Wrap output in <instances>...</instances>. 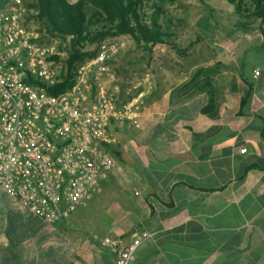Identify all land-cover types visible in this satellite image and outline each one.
<instances>
[{"label": "crops", "instance_id": "obj_1", "mask_svg": "<svg viewBox=\"0 0 264 264\" xmlns=\"http://www.w3.org/2000/svg\"><path fill=\"white\" fill-rule=\"evenodd\" d=\"M20 1L22 24L38 30L36 0ZM207 1L155 5L157 23L182 55L167 44L150 52L138 46L143 60L128 36L102 41L119 45L111 65L116 109L133 103L137 124L107 129L114 182L101 181L89 201L54 225L0 191V264H116L115 249L94 236L124 246L140 231L150 236L130 264H264V23L242 19L221 0L233 25L216 32L211 59L191 63L205 39L196 24L207 13H196L205 6L212 20L218 8ZM13 2L0 0V13ZM107 187L114 209L97 203Z\"/></svg>", "mask_w": 264, "mask_h": 264}, {"label": "built area", "instance_id": "obj_2", "mask_svg": "<svg viewBox=\"0 0 264 264\" xmlns=\"http://www.w3.org/2000/svg\"><path fill=\"white\" fill-rule=\"evenodd\" d=\"M24 14L20 0L0 13V191L54 225L89 201L108 178L116 161L107 129L123 120L137 127L136 113L133 103L123 113L116 109L111 65L119 45L112 41L98 43L91 58L72 68L70 88L48 93L66 68L51 59L54 46L22 24ZM149 236L140 231L124 246L94 239L115 249L116 264H130Z\"/></svg>", "mask_w": 264, "mask_h": 264}, {"label": "trees", "instance_id": "obj_3", "mask_svg": "<svg viewBox=\"0 0 264 264\" xmlns=\"http://www.w3.org/2000/svg\"><path fill=\"white\" fill-rule=\"evenodd\" d=\"M148 1L79 0L69 3L67 0H36L33 6L37 9L35 18L43 28V31L38 30L41 37L43 38V32L52 38L68 41L67 57L64 61L65 74L62 81L47 88V92L59 94L70 88L72 68L94 55L86 47L97 45L108 38L125 35L146 52H150V48L157 44H167L180 55L184 54L185 50H180L171 41L172 34L164 31L157 23L161 9L155 6L152 14H146L144 5ZM162 1L173 3L176 0ZM197 1L203 5L205 3V0ZM227 2L242 19H257L264 23V0ZM51 59L58 60V57L52 56ZM261 136L264 140V126Z\"/></svg>", "mask_w": 264, "mask_h": 264}, {"label": "rangeland", "instance_id": "obj_4", "mask_svg": "<svg viewBox=\"0 0 264 264\" xmlns=\"http://www.w3.org/2000/svg\"><path fill=\"white\" fill-rule=\"evenodd\" d=\"M68 1L74 3V2H77L79 0H68ZM194 1L197 2L196 0H194ZM149 4H151V5L153 4L154 6L158 5V0H149L148 5ZM207 4L210 6H216L218 8H217V11L214 14V16H212V20H209L210 14H209V11L206 9L205 6H202L201 9L196 13V16L199 15L202 12V10H203V14L207 13L204 17L205 19H203L202 17H201V19L199 18V20L196 24L197 29L200 31L199 33L201 35H204L205 39H204V41L199 42L200 43L199 48L197 47L196 51L193 50L194 53L192 51L193 56H191L190 58H193V60L191 61V59H190L191 63H195L196 61L198 62V59L200 57H201L200 59H203V60H206V58L211 59V49L209 47H211L215 43L214 41H215V38L217 36L216 32L226 33L230 29L229 25H231V24L233 25V16L226 14L224 11L225 3H222L221 0H208ZM148 5L145 6L146 7L145 12L147 15H149V11H150L149 8H147ZM195 11L196 10L191 9L192 13H194ZM85 12H86V10H85ZM88 13H89V9H88ZM189 13L186 15L188 16ZM209 21H212L213 24H211ZM38 27H39L38 30L40 29V31H43L41 24H38ZM263 27H264V25H263ZM42 34H43V40H42L43 43H45L46 45L54 46V48H55L54 56H57L58 60H54V61L57 63V65L60 68H65L64 61L67 57L68 41L62 40V39L52 38L51 36H48L47 34H45L43 32H42ZM198 34L195 35V38L196 37L200 38V35H198ZM126 40H127V43L131 44V42H132L131 39H126ZM125 41H123V43H125ZM127 43H126V45H127ZM86 50L94 52L96 50V45L87 46ZM132 53L133 54H140L142 56L140 58L143 60L147 59L146 52L141 50V48H139L138 46H136V52H132ZM194 54H195V56H194ZM199 55H200V57H199ZM247 57L253 62H257L259 59V55L255 52L248 53ZM129 58L132 59V57H129ZM114 177H115V175H112V176L109 175L108 176V178L112 179L113 182H114ZM108 180L106 181L107 184H108ZM109 186H113V188H114L113 191L117 192L118 187L116 184L113 183L112 185H109ZM111 189H112V187H107V189L104 191L102 189H100L99 193L103 197L100 196L97 203H100L103 205H106V204L112 205L113 204L111 209H114V208H116L117 202L114 203L112 200V197L108 196L109 195L108 191H110Z\"/></svg>", "mask_w": 264, "mask_h": 264}]
</instances>
